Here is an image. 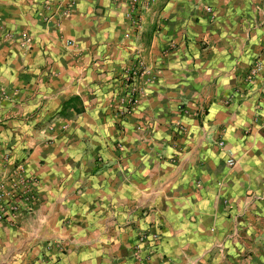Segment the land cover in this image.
Returning <instances> with one entry per match:
<instances>
[{
    "label": "crops",
    "instance_id": "obj_1",
    "mask_svg": "<svg viewBox=\"0 0 264 264\" xmlns=\"http://www.w3.org/2000/svg\"><path fill=\"white\" fill-rule=\"evenodd\" d=\"M130 4L0 0L18 35L1 44L0 81L20 97L12 110L33 112L29 127L52 129L19 136L13 156L36 176L39 201L18 227L0 220V263L17 252L23 264H67L55 241L96 238L102 219L140 206L156 208L178 254L205 255L238 216L245 238L234 249L245 257L236 264H264V100L249 83L242 90L264 40V0ZM134 85L141 95L126 111L118 96ZM30 141L37 145L25 154Z\"/></svg>",
    "mask_w": 264,
    "mask_h": 264
},
{
    "label": "rangeland",
    "instance_id": "obj_2",
    "mask_svg": "<svg viewBox=\"0 0 264 264\" xmlns=\"http://www.w3.org/2000/svg\"><path fill=\"white\" fill-rule=\"evenodd\" d=\"M128 2L132 4L131 0H128ZM39 11V9L35 10L32 15L34 17L40 15L42 20L47 23L49 14ZM14 35L16 33L0 17V51L1 44L4 42L16 41ZM28 38L30 41L27 43ZM21 39L24 44H22L23 49L30 52L33 48L31 34L23 32ZM2 65L3 63L0 62V72H2ZM4 87L5 85L0 81V185H3L0 202H4V210H10L9 202H25L27 207L29 202L39 201L36 176L27 171L24 158L13 156L14 150L19 147V136L21 133L29 136L33 131L46 134L52 129L50 127H29L30 122L26 120L30 119L33 112L12 110L11 106H17L20 97L16 95V91L12 92ZM258 97L264 100L262 94H258ZM256 100L258 101V98ZM256 116L257 113L254 112L253 121H256ZM20 120L25 121L27 126L24 128L19 126ZM175 128V137L176 135L181 138L184 137L186 134L185 126L181 122H175ZM249 130L250 127L245 128V133H249ZM220 138L223 137L219 133L218 140ZM24 145L25 154H28L37 145V142H25ZM21 178H24L23 182ZM251 190L249 197L250 201H253L257 199V193L254 188ZM135 210L137 211L135 216L129 208H123L121 218L107 217L102 219L98 226L99 230L96 238L79 242H68L66 239L55 241L56 246L59 247L62 253L61 255L67 257V264H236L238 260L245 257L242 252L236 254L234 249L236 244L241 243L240 241L245 238V230H243L238 216L234 218V225L230 232L226 234L224 239L215 241L205 255L181 254L183 251L178 254L173 251L178 241L176 240L177 243H173L175 240L166 237L164 231L165 221L160 215L156 214V208L139 206ZM147 216H150L151 219L145 221ZM19 220L3 222L10 223L9 225L15 228L19 226ZM70 248L73 250L72 253H67ZM13 254L3 255L0 264H23L25 257L17 252H13ZM55 257L59 256L56 255ZM30 262L27 264H32L33 261Z\"/></svg>",
    "mask_w": 264,
    "mask_h": 264
},
{
    "label": "built area",
    "instance_id": "obj_3",
    "mask_svg": "<svg viewBox=\"0 0 264 264\" xmlns=\"http://www.w3.org/2000/svg\"><path fill=\"white\" fill-rule=\"evenodd\" d=\"M131 2L133 5L138 7L149 8L154 2V0H131ZM206 9L210 10L208 7ZM62 13V16L67 15L68 8L65 7ZM26 41L28 43L30 39L28 38ZM137 60L135 59L134 64L132 63L133 65L131 66V68L128 69V72H131V74L134 75L137 74V70L140 68H138V66H140L141 64L137 63ZM245 82L249 83V87H253L258 94H262V96H264V40L262 41L258 54L254 57L252 62L248 64V66L246 67V72L244 71L242 81L244 85L242 90L244 92ZM140 95L141 92L139 91L137 86L134 85L130 87V89L126 92L124 96H118V104H122L125 107L126 111H130L135 107V105H137ZM231 99L232 97H226V102H228L229 100L231 101ZM216 143L217 146L225 152V155H227L225 160L226 164L228 166H233L235 164V159L229 150H225L224 140L219 139L216 141ZM21 181L23 182L24 178H21ZM2 189L3 185H0V193L2 192ZM9 205L11 209L4 210V202H0V220L8 222H14L16 220H19L27 211L26 209H30L31 203L29 202V205L27 207L25 206V202H9Z\"/></svg>",
    "mask_w": 264,
    "mask_h": 264
}]
</instances>
